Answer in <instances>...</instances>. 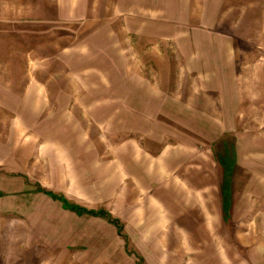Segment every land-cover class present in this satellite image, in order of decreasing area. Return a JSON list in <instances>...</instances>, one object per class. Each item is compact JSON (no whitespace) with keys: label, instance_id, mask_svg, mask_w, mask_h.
Segmentation results:
<instances>
[{"label":"rangeland","instance_id":"374dc122","mask_svg":"<svg viewBox=\"0 0 264 264\" xmlns=\"http://www.w3.org/2000/svg\"><path fill=\"white\" fill-rule=\"evenodd\" d=\"M0 264H264V0H0Z\"/></svg>","mask_w":264,"mask_h":264},{"label":"trees","instance_id":"16d2710c","mask_svg":"<svg viewBox=\"0 0 264 264\" xmlns=\"http://www.w3.org/2000/svg\"><path fill=\"white\" fill-rule=\"evenodd\" d=\"M35 190H36L35 192H40L43 195L49 197L50 199L57 201L60 204L61 209L66 210L68 212H72L76 216H90V217L97 216L99 218H103L107 222L111 223L116 228V231L119 232L118 223L115 220L110 219L109 216L103 210L94 211L78 206L76 204L69 203L63 197L59 195H55L52 192L43 190L40 187H36Z\"/></svg>","mask_w":264,"mask_h":264}]
</instances>
